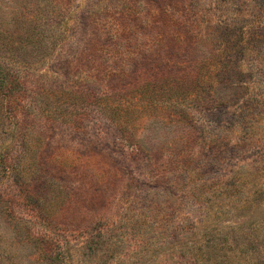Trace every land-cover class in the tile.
<instances>
[{
  "label": "rangeland",
  "instance_id": "obj_1",
  "mask_svg": "<svg viewBox=\"0 0 264 264\" xmlns=\"http://www.w3.org/2000/svg\"><path fill=\"white\" fill-rule=\"evenodd\" d=\"M0 77V264H264V0H0Z\"/></svg>",
  "mask_w": 264,
  "mask_h": 264
},
{
  "label": "trees",
  "instance_id": "obj_2",
  "mask_svg": "<svg viewBox=\"0 0 264 264\" xmlns=\"http://www.w3.org/2000/svg\"><path fill=\"white\" fill-rule=\"evenodd\" d=\"M136 19H139V18H136ZM121 36V35H120ZM118 34H115V33H113V34H110V40L112 41V42H115V44L116 45H118V44H121V40H122V38L120 37ZM193 36V35H192ZM168 37H171V36H168ZM193 38V37H192ZM191 38V39H192ZM177 43H179V40L176 42V44ZM241 46H242V44H241ZM227 47L228 46H225L224 47V50H226L227 49ZM123 55V51H120L119 53H118V56H122ZM153 55V54H152ZM196 80H197V78H196ZM4 84V80L0 77V86H2ZM197 84V83H196ZM196 84H192V86L190 87V89H188V90H190L189 92H190V94L192 93V92H198L197 90H198V87H199V85H196ZM195 93V94H196ZM217 102V100L215 101V100H211L210 102H209V104L208 105H211V108H214L215 106H214V103H216ZM217 105L216 106H219V103L217 102L216 103ZM225 106L227 105V103H225L224 104ZM179 122H182L183 123V125H185V126H188V127H190L191 129H193V131H198L197 130V126L194 124V121L192 120V118H190V117H182V119L181 120H179ZM210 166V165H209ZM204 168H205V170L208 168V166H204ZM187 171H189V169H186ZM231 181H232V184L231 185H233V186H235L236 184H238L237 182H238V179H237V177L236 176H233V177H231ZM219 186V185H218ZM226 187L228 188V186L226 185ZM99 237H100V235H99ZM90 245H92L93 247L96 245V241L94 240V239H92L91 240V243H90Z\"/></svg>",
  "mask_w": 264,
  "mask_h": 264
}]
</instances>
